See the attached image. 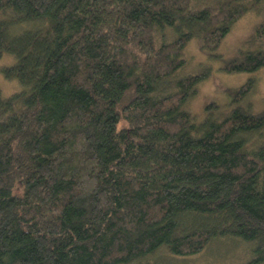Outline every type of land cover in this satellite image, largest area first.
<instances>
[{"label":"trees","instance_id":"obj_1","mask_svg":"<svg viewBox=\"0 0 264 264\" xmlns=\"http://www.w3.org/2000/svg\"><path fill=\"white\" fill-rule=\"evenodd\" d=\"M263 6L0 0L3 75L20 87L0 91V264H158L228 239L264 264V114L242 104L257 82L198 120L211 70L181 73L193 40L215 58ZM263 69L260 48L222 71Z\"/></svg>","mask_w":264,"mask_h":264},{"label":"rangeland","instance_id":"obj_2","mask_svg":"<svg viewBox=\"0 0 264 264\" xmlns=\"http://www.w3.org/2000/svg\"><path fill=\"white\" fill-rule=\"evenodd\" d=\"M263 21L264 6L260 10H252L240 19L216 52L221 59L216 58L217 56L212 58L203 53L197 40H193L187 47L188 64L181 73L192 75L205 69L211 70V77L201 85L198 97L190 106L198 120L207 114L206 108L211 104L219 107L216 113H212L214 117L229 113L236 94L251 78H255L257 84L242 104L253 114H264V69L256 74H226L222 71V68L235 59L240 52L264 48V42L256 38L257 28ZM12 62L11 57H5L0 61V91L3 98L20 90L17 83L6 80L3 75L5 67ZM248 249L246 244L228 239L216 241L201 255L193 257H164L167 253L162 250L158 253V258H162L158 264H245L249 260Z\"/></svg>","mask_w":264,"mask_h":264}]
</instances>
